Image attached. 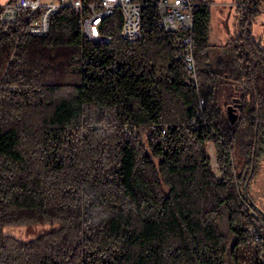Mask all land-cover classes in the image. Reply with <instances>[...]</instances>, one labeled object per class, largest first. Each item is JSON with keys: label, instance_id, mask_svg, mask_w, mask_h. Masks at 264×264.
I'll list each match as a JSON object with an SVG mask.
<instances>
[{"label": "trees", "instance_id": "obj_1", "mask_svg": "<svg viewBox=\"0 0 264 264\" xmlns=\"http://www.w3.org/2000/svg\"><path fill=\"white\" fill-rule=\"evenodd\" d=\"M134 1L133 41L118 6L101 39L83 33L101 0L60 6L44 34L29 30L42 8L0 19V264H227L224 209L233 264H264V207L249 190L264 164V30L253 31L264 0H235L225 47L209 41L213 0H191L197 83L185 31ZM22 223L57 225L4 231Z\"/></svg>", "mask_w": 264, "mask_h": 264}, {"label": "built area", "instance_id": "obj_2", "mask_svg": "<svg viewBox=\"0 0 264 264\" xmlns=\"http://www.w3.org/2000/svg\"><path fill=\"white\" fill-rule=\"evenodd\" d=\"M159 12V24L169 30H184L182 44L184 45L180 55L189 70L190 78L197 83L196 60L192 48L190 30L193 26V6L191 0H150ZM69 3L72 8L81 13L84 8L82 0H51L43 3L42 0H14L1 5L0 19L14 20L17 11L24 8L33 12L39 8L42 11L39 18L29 23V30L33 33L44 34L48 30L51 14L60 6ZM101 9L90 4L91 13L81 18V28L85 35L92 39H101L99 36V23L101 18L112 12L115 6L120 7L123 18L121 35L128 40H135L140 35L141 6L134 0H101ZM187 32V33H186Z\"/></svg>", "mask_w": 264, "mask_h": 264}, {"label": "rangeland", "instance_id": "obj_3", "mask_svg": "<svg viewBox=\"0 0 264 264\" xmlns=\"http://www.w3.org/2000/svg\"><path fill=\"white\" fill-rule=\"evenodd\" d=\"M51 0H42L43 3H46ZM213 0L211 4V17H210V43H221V45L225 44L227 40L231 37L228 36V32L234 27V18H235V10H232V3L235 4L234 0H220V3ZM8 0H0V6L7 3ZM231 3V4H230ZM234 6V5H233ZM255 24L253 25L254 33H258L262 31L261 26H264V13H261L256 19ZM264 29V28H263ZM225 47V45H223ZM226 93L220 92L217 98L218 104L224 102V98ZM206 152L210 156L211 164L213 171L216 175H220L219 168L216 164L215 160V152L212 142H206ZM258 166V165H257ZM256 166V167H257ZM249 190L252 193H257V202L259 205L264 207V164L257 168V171L254 174L253 182L250 183ZM226 209L223 210L221 217L219 218V224L221 230L226 234L228 238V246H227V257L226 263L233 264L232 256L230 254L229 248L230 245L234 241V234L228 227V222L226 218ZM57 224L51 223H22L6 226L4 228L5 232L11 233L12 235L20 238L33 237L40 232L48 230L52 228V226H56Z\"/></svg>", "mask_w": 264, "mask_h": 264}, {"label": "water", "instance_id": "obj_4", "mask_svg": "<svg viewBox=\"0 0 264 264\" xmlns=\"http://www.w3.org/2000/svg\"><path fill=\"white\" fill-rule=\"evenodd\" d=\"M238 99H239L238 97H234V100H238ZM226 110H227V115H228L229 120L231 122H234L237 119V117H238V113H237V111L235 109V105L231 104V103L227 104ZM258 209L264 215V211L260 207H258Z\"/></svg>", "mask_w": 264, "mask_h": 264}, {"label": "crops", "instance_id": "obj_5", "mask_svg": "<svg viewBox=\"0 0 264 264\" xmlns=\"http://www.w3.org/2000/svg\"><path fill=\"white\" fill-rule=\"evenodd\" d=\"M235 1V0H234ZM218 3H220V0L219 1H217ZM212 4V3H211ZM231 4V3H230ZM234 5V6H233ZM232 10H235V8H236V3L234 4V3H232ZM262 13H264V11L262 12ZM255 24V23H254ZM261 28H262V30H264L263 28H264V26H261ZM234 31H235V18H234V27H233V29H232V31L230 30L229 32H228V36H231L233 33H234ZM260 32V31H259Z\"/></svg>", "mask_w": 264, "mask_h": 264}, {"label": "flooded vegetation", "instance_id": "obj_6", "mask_svg": "<svg viewBox=\"0 0 264 264\" xmlns=\"http://www.w3.org/2000/svg\"><path fill=\"white\" fill-rule=\"evenodd\" d=\"M231 104H234V103H231Z\"/></svg>", "mask_w": 264, "mask_h": 264}]
</instances>
